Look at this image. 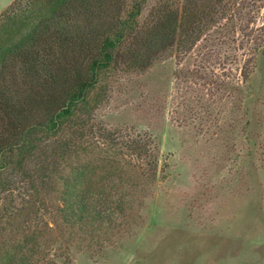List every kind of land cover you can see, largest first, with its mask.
<instances>
[{
    "label": "rangeland",
    "instance_id": "374dc122",
    "mask_svg": "<svg viewBox=\"0 0 264 264\" xmlns=\"http://www.w3.org/2000/svg\"><path fill=\"white\" fill-rule=\"evenodd\" d=\"M230 1L187 50L119 73L93 115L115 153L90 135L51 185L13 174L0 253L29 237L33 264H264V0ZM137 140L142 155L125 146ZM75 165L99 217L64 205Z\"/></svg>",
    "mask_w": 264,
    "mask_h": 264
},
{
    "label": "trees",
    "instance_id": "16d2710c",
    "mask_svg": "<svg viewBox=\"0 0 264 264\" xmlns=\"http://www.w3.org/2000/svg\"><path fill=\"white\" fill-rule=\"evenodd\" d=\"M231 9L230 0H13L0 11V234L12 212L13 174L33 189L51 185L90 135L115 153L113 134L93 115L119 73L187 50ZM125 146L142 155L140 140ZM89 171L75 165L63 177L64 205L78 204L84 220L99 217L87 214ZM24 239L4 243L0 264H33Z\"/></svg>",
    "mask_w": 264,
    "mask_h": 264
}]
</instances>
